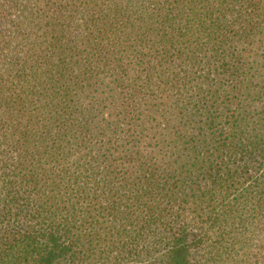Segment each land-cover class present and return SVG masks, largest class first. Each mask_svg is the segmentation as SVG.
<instances>
[{
  "label": "trees",
  "instance_id": "obj_1",
  "mask_svg": "<svg viewBox=\"0 0 264 264\" xmlns=\"http://www.w3.org/2000/svg\"><path fill=\"white\" fill-rule=\"evenodd\" d=\"M262 224L264 0H0V264H251Z\"/></svg>",
  "mask_w": 264,
  "mask_h": 264
},
{
  "label": "rangeland",
  "instance_id": "obj_2",
  "mask_svg": "<svg viewBox=\"0 0 264 264\" xmlns=\"http://www.w3.org/2000/svg\"><path fill=\"white\" fill-rule=\"evenodd\" d=\"M237 234L240 237L246 238L250 236L249 233L245 231H237ZM215 235L213 234V238ZM244 246L242 245L241 248L231 244L228 245L226 252L230 255L225 254L226 263L224 262H216L215 264H241L240 259L231 258L232 255L236 254L235 252L239 249H242ZM245 252L252 255L251 264H263L264 263V224L257 227V230L253 232L251 239L248 240L245 246ZM146 264V263H145Z\"/></svg>",
  "mask_w": 264,
  "mask_h": 264
}]
</instances>
